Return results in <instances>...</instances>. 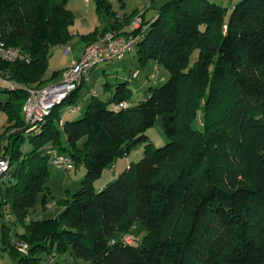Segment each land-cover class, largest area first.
<instances>
[{"label": "trees", "instance_id": "1", "mask_svg": "<svg viewBox=\"0 0 264 264\" xmlns=\"http://www.w3.org/2000/svg\"><path fill=\"white\" fill-rule=\"evenodd\" d=\"M95 1L98 14L115 17L109 0ZM66 3L0 0L1 39L28 56L0 58V81L15 83L0 87L8 92L0 109L14 120L5 134L12 154L0 206L10 202L24 227L17 240L28 243L26 254L12 246L16 263L47 264L42 254L52 259L68 251L90 264H264V0H239L228 11L209 0H167L152 19L143 11L136 54L167 69L164 81L149 85L136 103L126 86L107 101L95 93L81 116L60 125L59 108L75 104L80 85L50 110L31 135L30 152L11 168L24 133L34 131L20 116L26 87L52 78L56 70L45 76L49 49L71 37L74 15ZM116 25L84 34L85 45ZM222 92L229 102L221 111L215 99ZM122 100L128 106L113 107ZM157 116L168 140L160 146L146 134ZM138 143L143 155L95 186ZM50 146L70 156L72 166H84L81 186L60 200L58 215L29 219L37 196L44 204L50 194ZM137 220L146 233L123 243L120 236Z\"/></svg>", "mask_w": 264, "mask_h": 264}, {"label": "rangeland", "instance_id": "2", "mask_svg": "<svg viewBox=\"0 0 264 264\" xmlns=\"http://www.w3.org/2000/svg\"><path fill=\"white\" fill-rule=\"evenodd\" d=\"M167 0H111V6L114 10V15H135L138 12L146 11L147 16H151L162 3ZM220 4L225 7L227 11L230 7L239 0H209ZM67 7L73 12L74 21L71 26V37L68 40L69 46L65 49V43L53 44L49 49L48 64L45 76L49 77L54 70L59 73L65 63L72 58L73 49L83 44V35L87 34L94 29L98 31L102 30V23L108 19L114 18V16H108L105 13L98 14L96 12V1L95 0H67ZM116 12V13H115ZM116 16V15H115ZM133 16L130 18L132 19ZM128 21V28H129ZM109 30H119L109 29ZM128 31V30H127ZM125 32V31H124ZM119 31V33H124ZM100 33V32H99ZM104 33V32H103ZM97 40V39H96ZM94 40V41H96ZM92 42V41H91ZM90 43V42H89ZM88 44V43H87ZM67 45V44H66ZM65 49V50H64ZM137 44L133 45V48L126 52L125 56L119 60H107L105 62L97 64L91 68L86 74L81 86L78 89V94L75 104L80 106V110L76 113L63 114V119H72L81 116L87 104L93 98V94L97 93L98 98L107 101L112 98V95L116 91L117 86H126L132 89V93L129 97L131 103H136L138 100L143 98L144 92L147 90L149 85L157 86L161 84L164 79L161 76H168V71L163 66L158 65V69L153 68L156 63L153 59L148 60L146 63H141L136 54ZM81 56V54H80ZM80 56H78L80 58ZM198 56V48H195L189 56V65H191ZM78 58V59H79ZM77 60V59H75ZM74 61V60H73ZM138 69V74L133 75V71ZM137 72V71H136ZM145 80V81H144ZM147 81V83H146ZM144 82V83H143ZM7 82L0 81V87H6ZM8 97V92L0 91V101L4 102ZM216 107H225L229 102V96L225 93H221L220 97L215 99ZM64 105L59 108V112L64 110ZM21 118H24L23 112H20ZM14 124V120L10 118L9 114L0 109V153L6 154L10 157L12 154V146H7V138L5 134ZM194 126H198L195 123ZM36 130L24 133V137L19 142V150L21 156L17 160L12 159L11 168L15 167L18 161H21L22 154L29 153L33 147V141L31 135ZM7 132V133H6ZM146 134L149 136V140L155 146H160L166 143L168 140L163 132L162 119L157 116L155 121L146 130ZM144 143H138L135 145L128 155L118 157L112 168H105L101 176L94 182L95 186L100 184L106 185L112 179H114L124 168L126 162L136 161L143 155ZM49 177L47 185L50 190V194L47 195L46 202L42 204L41 198L42 193L37 196L34 207L30 210L29 219H41L54 217L63 209L60 204L62 198L69 196L71 192L76 191L81 186V180L84 175L85 169L82 164L78 166H72L70 169H62L55 167L50 161L47 164ZM4 179V178H2ZM0 179V180H2ZM9 183L7 179L5 184ZM0 184L5 185L2 181ZM24 227L21 222L16 219L10 208V202L3 203L0 206V264H17L15 256L11 253L12 246L16 249L15 244L19 237L18 234L23 232ZM135 240L139 242L142 236L146 233L140 221H136L131 232ZM28 243L24 240H20ZM17 250V249H16ZM42 262L47 264H90L82 259H72L67 252L63 254H56L52 259L48 255L42 254Z\"/></svg>", "mask_w": 264, "mask_h": 264}, {"label": "built area", "instance_id": "3", "mask_svg": "<svg viewBox=\"0 0 264 264\" xmlns=\"http://www.w3.org/2000/svg\"><path fill=\"white\" fill-rule=\"evenodd\" d=\"M142 13H136L129 22L128 31L119 33L116 30H107L102 33L96 41L86 44L83 48L79 59L71 61V63L62 70L61 78L55 82L44 83L38 86H27V96L22 106L25 126L28 131L38 129L39 125L45 121V117L50 110L56 105H62L69 95L79 87L89 70L97 64L107 60L122 59L126 52L137 44L141 37L142 30L146 25H142ZM139 30V31H138ZM0 58L6 61L16 59L28 60V56L19 48L7 46L1 39L0 32ZM136 71L133 75H136ZM3 78L0 76V80ZM10 88L15 86L13 81L7 80ZM128 102L122 100L113 105L114 108L126 107ZM68 111L76 112L79 110L78 104L66 106ZM201 123V122H200ZM62 124V119H59ZM46 153L49 155V161L55 167L62 169H70L72 167V159L67 154L60 152L55 147H47ZM10 162L8 157H0V179L8 175ZM123 243L133 244L136 242L131 232L124 233L120 236ZM15 247L22 254L27 253L28 245L20 240L16 241Z\"/></svg>", "mask_w": 264, "mask_h": 264}, {"label": "crops", "instance_id": "4", "mask_svg": "<svg viewBox=\"0 0 264 264\" xmlns=\"http://www.w3.org/2000/svg\"><path fill=\"white\" fill-rule=\"evenodd\" d=\"M87 1H89V0H87ZM111 0H109V2H110ZM111 3V2H110ZM111 8H112V6H111ZM70 9V8H69ZM71 10V9H70ZM114 11V10H113ZM97 12V11H96ZM116 13V12H115ZM155 14H156V11L151 15V16H147V12L144 10V18L145 19H152V17H154L155 16ZM116 16L114 17V18H111L110 16V19H108L106 22H103L102 23V27L104 28V27H107V26H109L110 24H112L113 22H114V20H118V22H119V25H116L117 27V30H119V31H121V32H126L127 30H128V22H126L125 20V15H118V13H116L115 14ZM75 17V16H74ZM72 26V25H71ZM71 26H70V31H71ZM69 42V41H68ZM68 42L67 43H65V49H66V51L69 49L70 50V46L68 45ZM67 44V45H66ZM67 46H69V48L67 47ZM84 46H85V41L83 40V44L80 46L79 45V47H75L74 49H73V47L71 48V50H73V53H72V58H71V61H73V60H75V59H78L79 57L78 56H80V54H82V51H83V48H84ZM68 49H67V48ZM64 49V50H65ZM71 61L70 60H68L66 63H65V65L62 67V69H61V71L59 72V73H55V74H53L52 75V78L50 79V80H48L46 83H49V82H55V81H57V80H59L60 78H61V75H62V70L65 68V67H67L70 63H71ZM155 65L153 66V68H155V69H158V64L157 63H154ZM135 70H137V74H138V69H135ZM133 73V72H132ZM136 74V75H137ZM164 78H166V76H161V79H164ZM145 81V80H144ZM144 83V82H143ZM146 83H147V81H146ZM78 94V93H77ZM129 101H130V99H129ZM70 114V113H75V112H69L65 107H64V110L62 111V112H59V116H60V118L62 119V120H64L63 119V114ZM75 118V117H74ZM128 163L129 162H126L125 163V166H127L128 165ZM124 166V167H125ZM99 186H103V184H100Z\"/></svg>", "mask_w": 264, "mask_h": 264}]
</instances>
